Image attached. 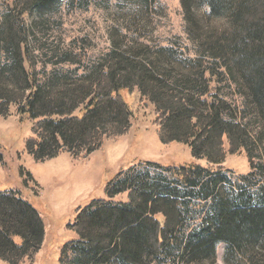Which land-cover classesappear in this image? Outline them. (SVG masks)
<instances>
[{
  "label": "trees",
  "instance_id": "1",
  "mask_svg": "<svg viewBox=\"0 0 264 264\" xmlns=\"http://www.w3.org/2000/svg\"><path fill=\"white\" fill-rule=\"evenodd\" d=\"M63 1L8 0L0 21V116L16 104L35 121L29 153L39 161L64 150L87 157L130 130L133 114L121 91H138L154 106L160 140L189 145L208 165L152 177L131 170L117 175L107 199L79 210L71 226L78 239L63 247L60 264H218L221 244L226 264H264V0H180L196 56L131 40L117 27L112 47L94 66L45 74L35 34ZM67 1L79 9L93 3ZM117 1L125 23L158 2ZM204 7L209 11L201 15ZM85 56L55 50L50 63L76 65ZM228 84L244 110L222 94ZM226 143L230 153H247L249 174L223 168ZM126 192L127 201L113 200ZM44 236L43 219L29 201L0 192V259L21 264L40 250Z\"/></svg>",
  "mask_w": 264,
  "mask_h": 264
},
{
  "label": "rangeland",
  "instance_id": "2",
  "mask_svg": "<svg viewBox=\"0 0 264 264\" xmlns=\"http://www.w3.org/2000/svg\"><path fill=\"white\" fill-rule=\"evenodd\" d=\"M91 1L93 3L86 9H79L64 0L57 12L45 15L46 27L36 30L34 39V43L43 48L37 52L40 71L50 74L56 70L78 69L82 73L109 52L111 30L117 27L123 29V34L131 40L137 39L156 47H172L186 57L197 55L196 44L186 29L180 0H158L151 12L143 11L141 16L127 23L117 0H111L110 4L100 2L102 0ZM8 3V0H0V21ZM206 11H209L208 7L201 9L200 14L204 15ZM34 18L29 16L30 21ZM55 50L61 53L83 50L86 56L76 65L56 64V60L50 63ZM222 87L225 98L238 110H244L243 98L238 95L237 88L233 84ZM121 94L132 110L130 130L123 136L105 140L98 150L78 159L64 150L56 157L36 160L27 149V141L35 136V121L29 114L21 115L16 104L10 107L7 115L0 116V192L14 191L29 201L38 210L45 226L40 250L21 264H60L63 247L78 239L71 226L79 210L94 200L107 199L106 188L120 173L131 170L129 172L133 174L149 173L152 177L167 175L163 170L167 168L208 165L206 160L192 156L189 145L160 140L154 106L142 99L138 91L133 94L121 91ZM225 150L222 166L229 173L239 176L252 171L245 151L230 153L227 143ZM127 199L128 192L115 196L113 200ZM224 251L225 245H219L218 264H226ZM0 264L10 263L0 259Z\"/></svg>",
  "mask_w": 264,
  "mask_h": 264
}]
</instances>
